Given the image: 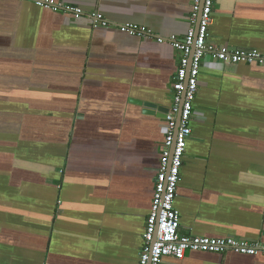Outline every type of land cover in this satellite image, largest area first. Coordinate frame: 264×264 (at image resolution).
<instances>
[{"label": "crops", "instance_id": "obj_1", "mask_svg": "<svg viewBox=\"0 0 264 264\" xmlns=\"http://www.w3.org/2000/svg\"><path fill=\"white\" fill-rule=\"evenodd\" d=\"M52 1L86 15L0 0V264H139L181 55L168 38L188 34L193 0ZM209 41L264 53V0H214ZM199 81L181 233L264 242V65L209 54ZM162 264L264 254L188 251Z\"/></svg>", "mask_w": 264, "mask_h": 264}, {"label": "built area", "instance_id": "obj_2", "mask_svg": "<svg viewBox=\"0 0 264 264\" xmlns=\"http://www.w3.org/2000/svg\"><path fill=\"white\" fill-rule=\"evenodd\" d=\"M33 1L38 6L55 11L71 12L76 18L86 15L85 11L77 6L57 4L52 0ZM213 8L214 0H193L191 28L188 34L183 38L176 36L168 38L181 55L174 84V103L166 113L160 170L155 184L151 212L147 219L145 244L139 264H162L166 256L183 259L188 251L264 254V242L261 241L233 236L207 237L182 234L180 211L175 206L183 158L192 133L193 102L200 85L199 75L205 56L213 54L222 62H256L264 65V53L257 49H231L209 41ZM87 14L94 25L108 26L110 23L99 12ZM119 27L132 35L151 33L146 26L134 23L120 24ZM158 40L164 41L165 38L158 37Z\"/></svg>", "mask_w": 264, "mask_h": 264}, {"label": "water", "instance_id": "obj_3", "mask_svg": "<svg viewBox=\"0 0 264 264\" xmlns=\"http://www.w3.org/2000/svg\"><path fill=\"white\" fill-rule=\"evenodd\" d=\"M200 17H201V9H200V13H199V19H200ZM197 28H198V25H197V27H196V30H197ZM147 106H149V107H151V108H153V109H156V105H153V104H148ZM159 110H162V108H159ZM168 112V110H166V113ZM165 117H166V114H165ZM178 118H179V116H178Z\"/></svg>", "mask_w": 264, "mask_h": 264}]
</instances>
